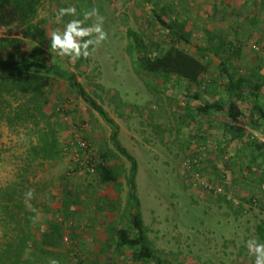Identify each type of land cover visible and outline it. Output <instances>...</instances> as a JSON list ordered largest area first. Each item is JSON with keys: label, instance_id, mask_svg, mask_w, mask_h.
I'll list each match as a JSON object with an SVG mask.
<instances>
[{"label": "rangeland", "instance_id": "rangeland-1", "mask_svg": "<svg viewBox=\"0 0 264 264\" xmlns=\"http://www.w3.org/2000/svg\"><path fill=\"white\" fill-rule=\"evenodd\" d=\"M148 1L42 0L34 23L45 30L50 63L75 74L116 125L119 144L137 162L134 183L138 207L134 213L140 217L144 237L154 251V262L149 264H254L246 241L264 242V184L260 186L257 178L260 171L264 175V151H255L261 159L254 153V161L245 160L248 151L242 155L238 141L229 140L225 114L204 115L197 110L208 101H228L218 69L219 59L226 55L237 60L251 87H262L257 101L264 106V3ZM72 6L76 16H65L63 21L83 20V11L96 8L108 34L105 41L90 46L95 51L88 58L75 62L57 57L50 39L52 31H63V21L56 19L57 10ZM150 8L178 34L176 27L182 25L187 42L153 22ZM95 22L91 17L83 26ZM0 39H18V56L28 55L36 45L23 39L18 29L0 33ZM171 48L195 56L206 66L209 90L200 100L185 96L184 80L174 75L151 78L139 67L142 57H158ZM197 48L221 50L215 56ZM24 102L26 98L0 95V251L4 243H15L21 236L11 231L15 226L7 224L3 211L4 193L12 190L16 191L15 199L35 214L22 223L31 235L23 253L35 264H50L51 260L58 264H133L132 253L126 248L111 254L114 243L109 244V253L102 249L95 255L88 248L90 240L112 241L115 232L128 225L130 165L110 141L111 128L59 79H52L44 99L35 103L40 113L30 112L34 120L21 113L26 109L20 106ZM35 104L27 107L33 109ZM252 105L249 96L240 103L249 121L245 131L255 136L252 122L257 116L249 117ZM8 116L11 122L6 120ZM258 124L264 128V122ZM42 133L58 145V154L50 161L31 154ZM75 135L89 141L98 166L114 171V182L103 181L97 170L93 176L68 175L70 164L62 148ZM262 136L264 131L256 142L264 150ZM193 161L198 163L201 180L222 188L220 195L202 191L191 175ZM29 190L33 192L30 201L25 199ZM54 224L61 228L59 245L43 247L48 254L39 253L35 246Z\"/></svg>", "mask_w": 264, "mask_h": 264}, {"label": "trees", "instance_id": "trees-1", "mask_svg": "<svg viewBox=\"0 0 264 264\" xmlns=\"http://www.w3.org/2000/svg\"><path fill=\"white\" fill-rule=\"evenodd\" d=\"M145 1L149 3L148 0ZM261 1L264 3V0ZM41 2L42 0H0V27H5L9 30L18 29L23 39L36 42V45L31 48L28 55L18 56L15 52L17 44L20 43L18 39H0V95L4 93L9 96L26 98V102L20 105L26 106V109H23L21 113L26 114L27 118L34 120L35 117L30 112L40 113V107L35 103L44 99L47 90L50 88L52 79H59L64 81L71 92L102 118L111 128L110 141L130 165L127 180L129 186L127 198L130 204L128 225L127 228H120L115 232L116 249L126 248L130 250L133 264L153 263L154 251L144 237V226L140 217L134 213L138 207L134 183L137 173V162L119 144L116 125L108 118L102 107L85 91L83 86L77 81L75 74L64 72L55 64L50 63V54L47 50V45H45V30L41 24L34 23ZM150 14L152 15L153 22L158 23L162 28H166L177 40L187 42L182 25L176 27L180 33L178 34L174 30L175 27L173 28L172 25L168 27L167 22L154 8H150ZM197 49L204 53L210 52L215 56L221 50L220 48ZM139 67L144 75L151 78H157L162 75H174L184 80L187 83V93H185V96L191 100H200L209 90L206 66L195 56L178 48H171L163 55L154 58L144 56ZM218 69L219 78L221 79L220 85L227 95L228 101L217 99L208 101L198 108L197 111L204 115L210 112H223L226 116L225 127L229 140H237L239 143L244 142L246 151H248V155H246L247 159L245 160L250 159L254 161L255 158L251 153L255 151L262 152L264 150L259 143L244 140L248 136L245 129L249 121L240 103L244 102L247 96L253 99L252 109L250 110L251 116L249 117L257 116V120L252 123L256 126L260 125L258 123L264 122V106L257 100L258 92L262 87L258 84H254L251 87V83H249L247 78L248 76L245 77V75L241 74L242 68L235 58H228L227 55L226 57H222L219 59ZM258 79L261 80L259 75ZM213 82L216 83L215 81ZM32 103L35 104V108L31 109L27 107ZM6 120L11 122L9 116ZM38 140L39 144L32 150V156L38 160H52L58 154V145L53 137L49 139L47 133H42L39 135ZM96 170L103 181L107 183L114 182L115 175L113 170L101 166H97ZM196 170L198 173L200 172L199 168ZM15 194L16 191L12 190L10 193H4L6 205L3 206V211L4 216L8 220L7 224L10 225L12 223L15 226L11 231L19 232L21 236L17 238L15 243L7 242L3 244L0 251V264H35V260L24 256L23 252L29 246L31 235L28 231L29 229L24 224L22 225L23 222L29 221L31 218L33 219L35 214L31 210H27L26 206L19 200L17 201L14 197ZM12 208L18 210L22 216L14 213ZM60 232V226L54 224L51 227V232L44 234L41 238V243L35 246L38 249L37 251L48 254V250H44L43 247L46 249L56 248L59 245ZM262 238L264 240V236Z\"/></svg>", "mask_w": 264, "mask_h": 264}, {"label": "clouds", "instance_id": "clouds-1", "mask_svg": "<svg viewBox=\"0 0 264 264\" xmlns=\"http://www.w3.org/2000/svg\"><path fill=\"white\" fill-rule=\"evenodd\" d=\"M56 19L63 21L65 16L75 17L76 8L62 7L56 12ZM83 20L78 18L63 21V31L57 29L51 32V48L57 57H67L71 62L79 59L88 58L94 51L95 47L105 41L108 37L107 32L103 28V17L99 14L98 9L92 8L82 13ZM95 17L96 22L91 26L84 27L85 21ZM33 192L29 190L25 193V199L31 200ZM30 207V205H29ZM246 247L250 255H254V264H264V242L258 239H250L246 241ZM50 264H58V261L51 260Z\"/></svg>", "mask_w": 264, "mask_h": 264}, {"label": "built area", "instance_id": "built-area-1", "mask_svg": "<svg viewBox=\"0 0 264 264\" xmlns=\"http://www.w3.org/2000/svg\"><path fill=\"white\" fill-rule=\"evenodd\" d=\"M0 33L8 34L9 29L0 27ZM62 154L67 158L70 164L68 175H95L99 161L97 160L95 150L83 137L75 135L74 139L62 148ZM190 166L192 170L191 175L196 179L203 192L207 195H220L223 192L221 187L200 179L199 173L196 170L199 168L197 161H193L189 167Z\"/></svg>", "mask_w": 264, "mask_h": 264}, {"label": "crops", "instance_id": "crops-1", "mask_svg": "<svg viewBox=\"0 0 264 264\" xmlns=\"http://www.w3.org/2000/svg\"><path fill=\"white\" fill-rule=\"evenodd\" d=\"M254 129H255V132L256 133H254V135L255 136H253V135H248V136H246L247 137V139H246V137L244 138V140L246 141L247 140V142H251V141H253V142H256V141H259V139L257 138L259 135H260V133H262V131H264V128L262 127L261 128V126L260 125H254ZM262 137H264V136H262ZM235 141H237V140H235ZM246 142V143H247ZM250 144V143H249ZM238 145H239V150H240V153L243 155V153L246 151V145L244 144V142L243 143H239L238 142ZM254 153L255 152H253L252 154L254 155ZM256 154V153H255ZM257 155V158L258 159H261V157H262V155L261 154H256ZM254 157H255V155H254ZM244 158V157H243ZM256 158V159H257ZM258 182H259V185L260 186H262L263 184H264V182H262V180L261 179H263L264 178V175H263V173H262V171H260V173H258ZM251 181L253 182V183H251V184H253V187H254V183H255V178H252L251 179ZM257 183V182H256ZM258 185V186H259ZM252 190H253V188H251ZM250 193H252V191L250 190ZM100 239V238H99ZM112 239V238H111ZM113 240H115V238L113 239ZM113 240L111 241V240H106V239H102V240H98L97 238L96 239H93V240H90V245H92V246H90V247H88V248H90V252L91 253H93V254H99V253H101L100 251L103 249L104 250V253H109V250H110V246H109V244H115L114 245V248H115V252H112L111 251V254H113V255H117V249H116V243H115V241L113 242ZM84 244H86L85 242H84Z\"/></svg>", "mask_w": 264, "mask_h": 264}]
</instances>
